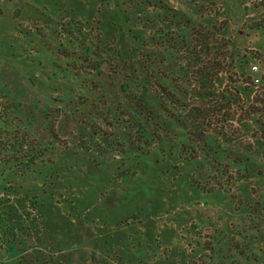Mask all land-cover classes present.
Returning a JSON list of instances; mask_svg holds the SVG:
<instances>
[{
    "label": "rangeland",
    "instance_id": "1",
    "mask_svg": "<svg viewBox=\"0 0 264 264\" xmlns=\"http://www.w3.org/2000/svg\"><path fill=\"white\" fill-rule=\"evenodd\" d=\"M26 1L41 3L40 0ZM114 1L43 0V5L52 4V8L68 9L73 6L75 15L83 11L86 14L84 17L82 14L77 16L80 20L77 21L80 25H77L70 21L72 17L66 11L59 9L55 18L60 21L58 24L67 23L63 26L64 30H60L58 24L56 27L47 26L49 30L54 28L55 34L58 32L59 37L53 35L56 50L78 51V44L84 47L99 38L108 42L111 55L112 50L119 51L118 45L130 51L132 56H123L129 60L127 69L132 72V53L136 47L129 46L127 27L117 19L112 4ZM162 1L170 5L167 0ZM223 3V0H215L210 5L217 13V22L224 23V34L237 47L243 48L249 58L252 57L249 66L259 65V72L252 74V86L249 88L264 100V52L260 46L264 40L255 41L258 35L264 36V11L253 15L250 11L259 7L263 9L264 0H251L246 3L247 6L242 4L241 16L231 26L227 20L235 12L231 5L227 8ZM6 6H9L8 1L0 0V42L8 31ZM173 6L180 10V7ZM137 7L131 5L132 15ZM12 22L19 37L9 46V56L0 55V156L4 160L20 154L31 156L34 152L33 161L24 158L17 163L19 172L25 174L21 173L18 179L22 186L28 187L36 182L40 186V180L46 176L41 186L45 193L38 196L37 212L27 210V207L26 211L18 213L23 225L21 228L28 234L25 240L28 250L40 249L45 256L52 253L49 264H216L210 257L214 252L207 250L210 246L222 247L223 252L230 246V253L235 247L244 249L245 254H264L262 129L257 127L247 133L239 132V148L259 164L254 169L261 174L260 177L250 175V171L242 172L240 174L247 180L230 181L228 184L224 180L219 187L211 182L210 186H203V192L189 187L188 183L197 181L189 176L191 171L185 175L182 173L181 177L176 171L169 172L168 178L176 180L174 184L158 171L153 174L148 168L145 175L139 169L140 176L133 172V166L128 167L131 173L127 171L126 177L127 168L122 167L121 162L133 157V151L127 148L128 141L123 142L126 141L125 134L133 135V129L121 130L116 124L117 116H113V134L119 147L103 151L106 144L92 139L88 126L96 123L95 130H104L106 126L90 117H81L79 105L72 106L69 111L63 104L53 103L48 87L31 85L29 77L39 78L45 67L50 68V57L45 58L42 54L38 57L30 51L32 47L23 40L28 25L24 28L22 21ZM31 29L35 30L34 27ZM129 29L134 34H146L138 32L136 26ZM42 32L52 33L47 28ZM254 34V41H251L250 36ZM3 44L0 43V49H3ZM104 52L108 51L102 50ZM57 57L55 61L58 64L64 60L61 56ZM35 59H40L41 65ZM117 78L103 83L111 96L115 93L123 101ZM255 78H260L257 85H253ZM110 106L115 109V104L110 102ZM118 118L122 125L130 127L128 116L121 113ZM232 122L238 129V123ZM22 136L26 137L24 145L20 142ZM129 151L131 153L126 156ZM65 152L67 159L63 157L59 163L56 159L59 160ZM81 155L85 160L77 162ZM102 155H106L105 160ZM100 158L102 161H99ZM39 160H47L45 168L41 167L44 163L39 165ZM2 168L3 162L0 163V182L5 179L4 174L1 177ZM31 170H41L42 178L35 177L33 180L27 174ZM133 174L136 175L133 177ZM256 204L259 207L256 208ZM252 207L256 208V214L251 212ZM12 257L0 258V264L13 263Z\"/></svg>",
    "mask_w": 264,
    "mask_h": 264
},
{
    "label": "trees",
    "instance_id": "2",
    "mask_svg": "<svg viewBox=\"0 0 264 264\" xmlns=\"http://www.w3.org/2000/svg\"><path fill=\"white\" fill-rule=\"evenodd\" d=\"M134 3L146 9L134 16L133 29L136 26L138 32L148 34L133 33L130 47L135 45L136 48L132 53V72L127 69L129 60L123 56L130 54L128 49L112 50L111 55L108 42L95 38L87 46L78 44V51L64 49L65 52H61L54 44L55 29L48 28L51 34L42 32L45 28L35 26L31 20L28 23L35 28L37 36L30 35L29 30L25 33L26 38H32L27 39L32 47L30 51L50 57V69L41 72L39 78L29 77L31 85L48 87L53 103L63 104L69 111L79 105L81 117H90L106 126L104 130H95L96 123L88 126L92 139L106 144L103 151L119 147L113 134V116H117L116 124L121 130L133 129V135L125 134L123 142L128 141L127 148L133 151V157L121 162V166L127 168L126 177L127 171L131 173L128 167L133 166L135 157H147L170 182L176 180L168 178L169 172L176 171L181 177L191 171L189 176L199 183L193 180L188 183L189 187L201 192L203 186L208 187L211 182L219 187L224 180L228 184L245 179L242 172L250 171V175L260 177L254 169L256 166L237 150L241 137L232 122L256 117L255 123L263 130L264 138V100L255 94L250 104H246L243 98L252 93L249 88L252 86L253 73L249 69L252 57L224 34V23L217 22L213 5H196L189 13L169 7L162 0H135ZM58 25L60 30L66 26ZM102 50L108 52L103 54ZM57 55L64 59L59 64L55 61ZM35 61L41 65L40 59ZM114 77H118L116 82L123 101L114 92L111 96L103 83L112 82ZM110 102L115 104V109ZM121 113L129 117L130 127L122 125L118 118ZM25 139L21 137L23 145ZM25 155L4 160L0 156L1 177L5 175L0 182V258L12 255L10 264H49L52 253L45 256L40 249L28 250L25 242L28 234L21 228L18 216L27 207L36 213L38 196L45 193L41 186L46 176L42 178L41 170L27 172L33 180L42 178L40 186L38 182L28 187L18 182L22 172L17 163L24 158L35 159L33 151L31 156ZM105 156L101 158L105 160ZM38 163H44L41 167L45 168L47 160ZM182 163L185 167H181ZM256 208H251L253 214ZM207 250L214 252L210 257L216 264H264V254H245L244 249L234 247L230 253V246L225 252L222 247L210 246Z\"/></svg>",
    "mask_w": 264,
    "mask_h": 264
},
{
    "label": "crops",
    "instance_id": "3",
    "mask_svg": "<svg viewBox=\"0 0 264 264\" xmlns=\"http://www.w3.org/2000/svg\"><path fill=\"white\" fill-rule=\"evenodd\" d=\"M7 1H8L9 6H6L7 10H5V11H8V12H5V15L9 19L8 24H7L8 31L5 32L3 41L0 42V43H4L3 49H0V55L2 54L4 56H9L11 54V50H9V46H12L11 44L16 41L15 40L16 38L19 37L16 35V33L14 31L15 26H14L12 21H16V20L22 21L24 24V28H25V26L28 25V28H26V29L29 30V33L31 35H33V37H35V36H37V33H35V31L33 29H31L32 26H31V24L28 23V21L32 20L34 22L35 26L45 27L48 29L49 27H47V26L55 27L54 26L55 23L58 24L60 22L59 20H57L55 18V16H57V14H58L59 9L62 11H66V13L72 17L70 19V21H73V22L74 21H80L77 16H80L82 14L81 16L84 17L86 15L84 11L81 12V14H79V15H75L76 10L73 6L69 7L68 9H66V8L61 9V8H52V4H49V6L43 5V0H40L41 3H38V4L32 3L30 1H26V0H7ZM129 1H131V4H129ZM134 1L135 0H116L112 3L114 6V9L117 12V14H116L117 19L119 21H122L123 25L125 27H127V34L129 35L128 37H130L129 38V42H130L129 46L132 45V39L131 38L133 37V31L129 28L131 26H133L134 16L142 14V12L145 11V9H146L145 7L138 5L137 11L133 12V15H132L131 5H133V7L135 6ZM167 1H168L167 3L170 4L171 6L175 5L177 7H180L181 10L190 13L191 11H194L196 5L213 4V1H215V0H195L193 2H191L189 0H167ZM173 1H174V3H172ZM223 1L226 3V4L223 3L225 5V7L227 5V8H228V6L231 5L230 8L235 12L234 14H231V16L228 17V20L226 19L227 24L230 26H231V23H235L236 20H238L240 18L241 13H242L241 7L247 6L246 3L251 2V0H237V1H235V0H223ZM242 4H243V6H242ZM250 11L252 12V15L256 14V12L262 13L264 11V7H263V9L260 7L259 8H253ZM47 20L52 21V23H50V24L47 23L46 22ZM147 34H148V32H147ZM255 36H256V34L251 35L250 40L254 41L253 37H255ZM260 38H262V40H264V36L258 35L257 37H255V41L257 40L258 42H260V40H259ZM27 39L29 40L32 38L27 37V38L23 39L25 41V43H27V45H29ZM260 46L262 48V51L264 52V42ZM118 47H119L118 49H120V50H123V51L127 50V48L122 49L119 45H118ZM1 50H3L2 53H1ZM39 54H37L38 57H39ZM49 69L50 68L45 67L43 72H45ZM253 94H254V91H252V93L250 95H244L246 104H250V100H251L252 96H254ZM255 120H256V117H253V118L251 117L249 120H243L240 123H238L237 127H238L239 132L242 131L244 133H247L249 129H252V128L257 129L258 126L255 123ZM244 128L245 129L247 128V129L245 130ZM259 128L260 127H258V129ZM262 140H264V139H262ZM225 146L227 147V145H225ZM237 150L240 151L242 154H244L250 160V162L253 163L255 166L259 165L250 158V155H248V154H246V152L242 151V149H240L238 147ZM65 154H66V152L64 154L60 155L61 158L59 160L58 159H56V160L58 162L62 161L63 157L64 158L66 157ZM65 159H67V157ZM82 159H83V161L85 160L83 155H81V157L77 160V162H80ZM73 164H77V163L74 162ZM132 164H133V172L136 174H139L140 176H141V174L145 175V173L146 174L148 173V171L146 170L147 168L150 169L151 172H153V174L157 173L156 167L154 166V164L150 160L147 159V157H140V158L135 157ZM56 165H57V163H56ZM130 165H131V163H130ZM185 165L186 164L182 163L181 167H185ZM52 166H55V165H52ZM134 169H138V171L134 170ZM139 169L142 171L141 174L139 173ZM136 174H133V177ZM79 182L81 183V181H79ZM174 182L175 181H173L172 184H174ZM77 185H79V183ZM153 206H155V205H153Z\"/></svg>",
    "mask_w": 264,
    "mask_h": 264
},
{
    "label": "built area",
    "instance_id": "4",
    "mask_svg": "<svg viewBox=\"0 0 264 264\" xmlns=\"http://www.w3.org/2000/svg\"><path fill=\"white\" fill-rule=\"evenodd\" d=\"M249 69H250V72L251 73H258L259 72V65L252 64V65H250ZM259 82H260V78L259 79L258 78H255L253 80V85H257V84H259ZM254 94H256V93L254 92ZM0 161H1V157H0Z\"/></svg>",
    "mask_w": 264,
    "mask_h": 264
}]
</instances>
